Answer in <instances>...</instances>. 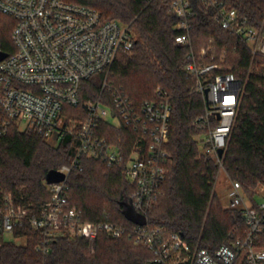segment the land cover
Wrapping results in <instances>:
<instances>
[{
	"label": "built area",
	"instance_id": "1",
	"mask_svg": "<svg viewBox=\"0 0 264 264\" xmlns=\"http://www.w3.org/2000/svg\"><path fill=\"white\" fill-rule=\"evenodd\" d=\"M143 1L150 4L158 0ZM194 1L172 0L170 13L179 31L175 42L188 50L182 72L195 79L193 90L203 98L204 113L197 122L207 131L198 138L200 153L214 159L223 171L222 159L240 108L242 83L233 73L220 72L215 56L206 63L207 48H193ZM199 3L253 54L264 55V32L251 26L246 16L223 0ZM0 14L14 21L9 44L5 47L0 41V136L15 127L47 141L56 136L58 145L66 137L77 143L70 163L57 170L65 180L46 183L50 197L39 213H34L31 205L16 203L11 195L0 196V245L25 243L26 236L16 231L28 225L41 234L36 249L43 255H48L53 242L62 237H81L93 251L100 235L121 239L130 232L136 244L153 253L151 264H264V246L259 241L264 235V199L251 201L239 182H232L226 208L241 212L247 231L214 251L148 222L129 231L116 222L85 220L70 202L67 183L72 173L83 171L84 158L121 167L133 186L127 197L131 207L147 218L162 196L169 172L165 147L173 104L158 88L156 99L138 107L122 87L109 81L118 57L133 54L130 25L107 21L98 10L65 0H0ZM99 75H104L99 98L83 102V83ZM105 124L125 126L137 135L127 159L104 135ZM260 191L256 195L264 197V186Z\"/></svg>",
	"mask_w": 264,
	"mask_h": 264
},
{
	"label": "trees",
	"instance_id": "2",
	"mask_svg": "<svg viewBox=\"0 0 264 264\" xmlns=\"http://www.w3.org/2000/svg\"><path fill=\"white\" fill-rule=\"evenodd\" d=\"M101 12L107 21L130 25L134 36L132 55H120L108 74L109 81L122 87L140 107L157 97L161 88L173 104L171 132L165 147L169 153L168 176L160 200L147 213L148 225L181 234L190 244L214 251L242 237L247 231L238 209L224 208L215 185L221 166L200 153L198 138L206 133L197 119L204 113L202 96L193 90L195 79L182 72L188 50L179 47L177 21L171 16L172 0L150 4L143 0H65ZM230 9L248 18L251 26L264 32V0H223ZM193 48H207L206 63L216 55L220 72L233 73L242 83L241 104L228 141L222 168L232 182H239L251 201L264 186V55L253 54L232 33L222 29L195 0ZM14 21L0 14V41L11 40ZM224 58V61L221 59ZM104 75L83 83V102L99 98ZM104 135L127 159L136 134L125 126L104 125ZM77 150L74 139L66 137L58 146L46 139L13 127L0 136L1 197L39 213L50 194L46 175L70 163ZM83 171L68 178L69 198L83 218L91 222H116L127 230L137 224L124 214L125 197L133 190L121 167L84 158ZM16 234L26 236L23 244L2 243L0 264H151L153 253L136 244L130 232L121 239L100 235L92 251L81 237L59 238L48 255L37 251L40 233L29 225ZM264 246V235L259 237Z\"/></svg>",
	"mask_w": 264,
	"mask_h": 264
},
{
	"label": "rangeland",
	"instance_id": "3",
	"mask_svg": "<svg viewBox=\"0 0 264 264\" xmlns=\"http://www.w3.org/2000/svg\"><path fill=\"white\" fill-rule=\"evenodd\" d=\"M212 56H215V60H216V55L213 54ZM221 61H224V58H222ZM215 63H217V62H215ZM218 65L220 66V69L222 70L223 69L222 64H218ZM114 122L117 123L118 120H114ZM48 142L53 146H58L56 136H53L51 139L48 140ZM231 184H232V181L226 176V174L223 171H220L219 175H218V181L215 185V192H216L219 200L221 201L222 205L224 206V208H226V206L229 204V201H230L229 192L231 190ZM260 189L261 188H259L257 190L256 194H261ZM256 199H257V201H262L264 199V197L262 195H258L256 197ZM9 238L10 237L7 236V239H9ZM20 243H23V242H19V244Z\"/></svg>",
	"mask_w": 264,
	"mask_h": 264
},
{
	"label": "water",
	"instance_id": "4",
	"mask_svg": "<svg viewBox=\"0 0 264 264\" xmlns=\"http://www.w3.org/2000/svg\"><path fill=\"white\" fill-rule=\"evenodd\" d=\"M3 56V55H2ZM224 151L221 149L219 150V156L222 157ZM65 180V175L60 173L57 170L50 171L46 177L45 182L48 185L57 184ZM124 207V214L133 223L137 225H146L147 224V218L144 215L138 214L134 211V209L131 207L127 197H125V200L122 203Z\"/></svg>",
	"mask_w": 264,
	"mask_h": 264
}]
</instances>
